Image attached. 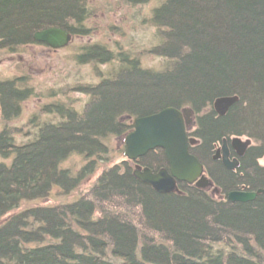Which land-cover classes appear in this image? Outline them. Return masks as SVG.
I'll use <instances>...</instances> for the list:
<instances>
[{"label":"trees","instance_id":"obj_1","mask_svg":"<svg viewBox=\"0 0 264 264\" xmlns=\"http://www.w3.org/2000/svg\"><path fill=\"white\" fill-rule=\"evenodd\" d=\"M123 1L137 16L148 0ZM97 12L92 0H0V52L50 49L33 34L55 26L79 42L74 64L92 71L76 88L88 97L81 111L60 101L42 107L57 122L32 114L11 125L35 90L26 75L0 79V157H11L0 161V217L54 186L63 194L78 188L109 160L104 140L124 139L134 118L167 106L192 110L188 148L208 184L159 191L133 169L167 168L163 151L129 160L122 142L123 158L76 200L6 216L0 264H264V0H159L146 18L153 28L146 44L95 38ZM108 28L122 33L119 25ZM143 56L160 66L143 67ZM220 98L230 100L224 111L213 106ZM224 139L235 152L233 168L215 157ZM73 154L86 159L74 173L59 166ZM259 189L246 202L226 197Z\"/></svg>","mask_w":264,"mask_h":264},{"label":"rangeland","instance_id":"obj_2","mask_svg":"<svg viewBox=\"0 0 264 264\" xmlns=\"http://www.w3.org/2000/svg\"><path fill=\"white\" fill-rule=\"evenodd\" d=\"M92 2L98 7L97 16L90 22L96 28L94 32L95 38L105 40L110 35L112 39L119 40L123 45L128 42L146 44L148 39L152 38L153 28L146 18L151 16V10L158 5L159 0H148L146 4L142 5L140 9L141 13L137 16L132 14L133 7L126 5L123 0H92ZM143 18H145V21L141 20ZM112 24L121 26L122 33L112 34L108 28ZM157 42L158 40L155 38L153 43L156 44ZM78 43L74 42L71 38L66 46L57 50H50L44 46H30L13 54L0 52V79L26 75L29 77L27 84L35 90V94L24 103L20 117L13 120L10 123L11 125L23 124L32 114H37L41 120L50 118L52 122L59 121L60 117L58 115L46 114L41 111L42 107L50 102H64L67 105H72L77 111L83 109L88 97L76 88L77 85L89 80L92 71L89 65L81 66L80 64H74L72 56L75 51V45ZM140 62L143 67L160 66V59L157 57L153 58V56H143ZM58 87H68L69 89H66L64 93L53 94V89ZM2 127L3 124L0 117V130ZM15 139L17 143L26 141L25 137L19 135H15ZM104 141L109 149V160L101 161L95 173L83 181L78 188L67 194H63L57 186H54L44 198L20 202L17 208L10 210L0 217V223L10 213L22 208L52 206L76 200L83 192L88 190L103 169L119 162L123 158V154L119 150L122 146V138L110 136ZM0 161L10 163L11 157L7 159L0 157ZM85 162L86 159L84 157L73 154L63 160L59 166L67 168L74 173Z\"/></svg>","mask_w":264,"mask_h":264},{"label":"water","instance_id":"obj_3","mask_svg":"<svg viewBox=\"0 0 264 264\" xmlns=\"http://www.w3.org/2000/svg\"><path fill=\"white\" fill-rule=\"evenodd\" d=\"M35 41L43 43L51 49L66 46L71 40V34L59 27H48L35 31ZM230 100L220 98L213 104L217 111H224ZM193 112L188 107H164L157 112L139 116L132 120V131L123 139L124 154L129 160H136L150 150L161 149L167 160V168L156 172L147 167L136 166L133 174L139 180L148 183L159 191H171L177 182L205 186L208 184L203 164L189 151L187 125L192 122ZM231 143L242 149L245 144L239 138H233ZM221 158L227 168H233L237 159H229L226 139L222 141L216 156ZM257 191L231 190L226 194L229 201L246 202L253 200Z\"/></svg>","mask_w":264,"mask_h":264},{"label":"flooded vegetation","instance_id":"obj_4","mask_svg":"<svg viewBox=\"0 0 264 264\" xmlns=\"http://www.w3.org/2000/svg\"><path fill=\"white\" fill-rule=\"evenodd\" d=\"M192 125V122H190L188 125H187V129L189 128V126ZM238 147V145H237ZM217 158H219L221 160V158L217 155L216 156ZM232 158H235V152L233 151L231 154H229V159H232Z\"/></svg>","mask_w":264,"mask_h":264}]
</instances>
